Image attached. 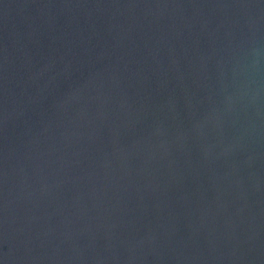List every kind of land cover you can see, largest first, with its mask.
Here are the masks:
<instances>
[{
	"label": "water",
	"instance_id": "95a60500",
	"mask_svg": "<svg viewBox=\"0 0 264 264\" xmlns=\"http://www.w3.org/2000/svg\"><path fill=\"white\" fill-rule=\"evenodd\" d=\"M0 264H264V0H0Z\"/></svg>",
	"mask_w": 264,
	"mask_h": 264
}]
</instances>
